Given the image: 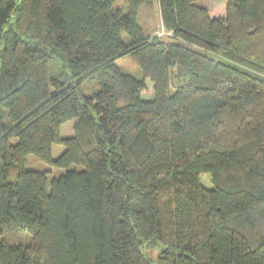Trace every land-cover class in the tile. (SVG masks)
Masks as SVG:
<instances>
[{"label":"trees","instance_id":"obj_1","mask_svg":"<svg viewBox=\"0 0 264 264\" xmlns=\"http://www.w3.org/2000/svg\"><path fill=\"white\" fill-rule=\"evenodd\" d=\"M0 264H264V0H0Z\"/></svg>","mask_w":264,"mask_h":264},{"label":"rangeland","instance_id":"obj_2","mask_svg":"<svg viewBox=\"0 0 264 264\" xmlns=\"http://www.w3.org/2000/svg\"><path fill=\"white\" fill-rule=\"evenodd\" d=\"M217 1H221V0H196V4L200 5V6H211L213 5L215 2ZM156 9V8H155ZM155 33L157 35H162L163 31L161 30V24L160 22H158V16L156 15L155 19ZM115 63L117 64V66H119L121 68L122 71L129 73L131 75H134L136 77L140 76V70H139V66L138 64L132 59L130 58L128 55H121L118 58L115 59ZM72 125H73V119L67 120L63 123H61L59 131H60V136L62 137H68L73 135V130H72ZM15 138H11L10 142H14ZM64 150V147L60 144H52V148H51V155L53 158L58 157V155H60V153ZM25 168H31V169H37V170H45L48 168V165L45 164L44 162H41L39 160H37L32 154L28 156V161L25 164ZM81 167L77 164H70L69 165V169H80ZM65 171V168H51V171L49 173V178L51 177H56L59 174L63 173ZM200 179L203 185H205V187H211V181L209 178V175L207 173L201 174L200 175ZM146 253L151 257L154 258L155 257V251L152 250H146Z\"/></svg>","mask_w":264,"mask_h":264}]
</instances>
